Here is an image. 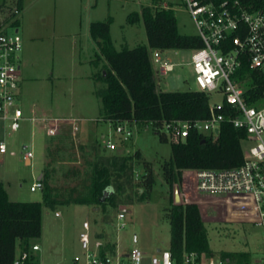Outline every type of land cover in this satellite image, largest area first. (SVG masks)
Masks as SVG:
<instances>
[{
  "label": "rangeland",
  "instance_id": "rangeland-1",
  "mask_svg": "<svg viewBox=\"0 0 264 264\" xmlns=\"http://www.w3.org/2000/svg\"><path fill=\"white\" fill-rule=\"evenodd\" d=\"M158 2L154 6L168 5L175 10L181 33L198 34L184 0ZM153 3L154 0H22L18 25L7 28L23 43L19 99L26 116L35 113L38 117H74L84 119L83 126L86 125L75 136L79 152L76 163L57 161L71 156L72 140L67 136L58 141L55 134L46 133L41 125L30 121H24L17 132L0 128V138H4L8 145V152L0 154V181L9 199L43 201V190L31 191V186L47 169L51 172L50 182L60 191H68L74 185L83 187L91 172L90 163L95 159L92 145L96 144L95 141L106 142L110 134L119 147L116 150L102 147L98 149L99 154L139 150L145 160L152 162L156 177L150 201L120 204L117 208L109 206L106 211L101 206L86 204L59 205L55 209L44 206L42 236L29 240L30 247L35 243L41 246V250L34 252L40 264H74L76 256L83 257L79 234L86 220L91 221L94 240L103 235L115 243L119 251L140 247L151 256L158 254V249H170L171 225L165 209L171 205V189L164 180L161 165L172 156V142L162 141L153 126L140 123L131 125L133 136L124 147L113 135L115 125L102 120L103 105L98 95L107 87L106 82L98 78L99 73L105 71L107 61L104 57L98 58L99 48L90 33L93 21L111 19V38L117 50L148 46L144 20L132 24L129 15L141 12L144 6ZM156 51L163 60L176 64L175 69L165 76H160L157 71L160 63L155 57ZM150 54L159 89L198 91L191 49H150ZM210 100L223 101V96L213 93ZM90 124L97 125L96 131L87 127ZM92 138L94 142H91ZM27 144L34 150L31 165L23 158L24 145ZM81 144L85 145L83 149H80ZM247 145L243 142L244 148ZM58 150L61 156L55 154ZM135 171L137 177L140 176L144 171L143 164H137ZM197 199L213 252L212 256L204 255L205 259L229 258L232 264H246L262 256L263 226L246 222L239 207L225 196L200 192ZM123 205L129 210L126 226L119 229L117 213ZM106 215L110 220L105 219ZM20 251L18 244L17 253ZM244 252L248 261L243 259Z\"/></svg>",
  "mask_w": 264,
  "mask_h": 264
},
{
  "label": "trees",
  "instance_id": "trees-1",
  "mask_svg": "<svg viewBox=\"0 0 264 264\" xmlns=\"http://www.w3.org/2000/svg\"><path fill=\"white\" fill-rule=\"evenodd\" d=\"M221 3L225 0H204ZM247 8L259 7L262 0H239ZM158 0L142 8L141 12L129 15L134 24L144 20L149 45L117 50L111 38V22L93 21L90 33L99 48V59L105 58V71L98 78L107 87L99 92L102 100V120L110 123L127 121L153 126L162 141H169L162 131L165 123L174 120H202L211 115L210 96L201 91H163L155 78L150 49H195L204 46L198 34H183L178 28L175 10L171 7H157ZM2 5L22 10V0H4ZM17 19L13 24L18 25ZM245 76H252L257 87L246 92V98L253 101L264 93V76L250 69L242 68ZM244 130L231 124L222 126L217 140L212 135L196 131L185 141L172 143V156L162 165L164 180L171 189V205L165 215L171 225L170 250L176 264H183L185 253L196 252L200 258L212 256L208 231L197 202L174 204L175 186L182 190L184 173L187 170L204 168H231L243 161ZM92 145L94 161L91 172L83 187L74 185L68 191H60L50 182L51 172L43 174V201H12L4 184L0 181V264H13L20 242L22 250H29V240L42 236L44 206L55 209L59 205L86 204L106 208H117L120 204L150 201L156 177L152 162L144 159L141 151L134 153L99 154L101 143ZM85 145H80L83 149ZM143 164L144 171L137 177L136 165ZM77 169V168H76ZM103 198H105L103 200ZM105 219H109L106 215ZM101 237L105 238L103 235ZM109 241V240H108ZM116 244L109 241L114 251ZM226 256L232 253H224ZM248 261L247 253H242ZM35 258V256H34ZM235 259L234 257H232ZM34 264H40L36 258Z\"/></svg>",
  "mask_w": 264,
  "mask_h": 264
},
{
  "label": "built area",
  "instance_id": "built-area-1",
  "mask_svg": "<svg viewBox=\"0 0 264 264\" xmlns=\"http://www.w3.org/2000/svg\"><path fill=\"white\" fill-rule=\"evenodd\" d=\"M191 13L198 35L204 46L191 49L192 68L195 73L198 91L209 96L220 93L223 101L211 102V115L200 120H174L163 125L164 131L174 144L186 140L191 132L196 131L212 135L217 140L222 126L231 124L236 129L244 130L243 161L231 168H204L187 170L184 173L181 201L198 202L197 194L207 192L216 196H225L241 211L246 222L264 227V93L253 101L246 98V92L257 87L254 78L245 76L242 68L248 64L250 69L264 76V0L259 7L247 8L239 0H225L221 3L204 0H184ZM163 7H168L164 5ZM21 10L18 7L0 5V128L17 132L24 121L41 125L49 134H58L63 125L69 124L71 133L76 136L80 131V120L56 117H38L35 113L26 116L19 99L21 65L20 53L22 40L7 28L16 27ZM18 28L16 33H18ZM155 57L160 65L157 68L160 76L172 72L176 64L165 61L159 51ZM114 134L119 142H125L133 136L132 123L121 121L114 123ZM101 143V141H100ZM101 146L116 150L119 143L111 137ZM23 158L28 165L34 158L33 146L24 145ZM8 152L4 138H0V154ZM130 152V151H127ZM43 178L31 186V191L43 189ZM128 207L123 205L117 213L118 228L126 226ZM91 221L83 222L79 234L83 257L76 256L74 264H176L170 249L160 250L158 254L147 256L140 247L128 251H114L109 248V241L103 237L92 238ZM41 250L37 243L29 250L17 253L13 264H34V252ZM183 264H232L231 259L200 258L196 252L185 253ZM246 264H264L262 256Z\"/></svg>",
  "mask_w": 264,
  "mask_h": 264
},
{
  "label": "crops",
  "instance_id": "crops-1",
  "mask_svg": "<svg viewBox=\"0 0 264 264\" xmlns=\"http://www.w3.org/2000/svg\"><path fill=\"white\" fill-rule=\"evenodd\" d=\"M0 5H2L1 3H0ZM168 6V5H167ZM169 7V6H168ZM19 30V29H18ZM24 110V109H23ZM25 112V111H24ZM56 118H62V119H71V118H74V117H56ZM76 119H79V118H76ZM80 120V128H81V130H83V128H85L86 127V125L85 126H83V122H84V119H79ZM28 121V120H27ZM96 126L97 125H94L93 126V124H90V125H87V127L88 128H95V130L93 129V131H96ZM80 132V131H79ZM79 134V133H78ZM56 136V138H59L58 139V141H60V140H63L62 138L64 137V136H67L68 138H71V140H72V152H70V155L71 156H69V157H62L61 159H57V161H59V160H64V161H72V162H74V163H76L78 160H79V152H78V147H77V143H76V141H75V136H73L72 135V133H71V128H70V125L69 124H65V125H63V130L60 132V133H58L57 135H55ZM78 136V135H77ZM66 138V137H65ZM93 139V138H92ZM91 142H94V139L91 141ZM59 144V143H58ZM59 149H61V147L59 146ZM58 152H60V150H58L57 152L55 151V154H57L58 155ZM58 156H61V155H58ZM43 174H44V172L40 175V177L39 178H43ZM3 183V182H2ZM97 210H99L98 208H97ZM19 244H20V242H19ZM22 250V249H21ZM161 249H158V251L157 252H159ZM154 254H156V253H153V254H150V255H154ZM148 255V254H147Z\"/></svg>",
  "mask_w": 264,
  "mask_h": 264
},
{
  "label": "water",
  "instance_id": "water-1",
  "mask_svg": "<svg viewBox=\"0 0 264 264\" xmlns=\"http://www.w3.org/2000/svg\"><path fill=\"white\" fill-rule=\"evenodd\" d=\"M175 204H182L179 186H175L174 190ZM105 198H103L104 200Z\"/></svg>",
  "mask_w": 264,
  "mask_h": 264
}]
</instances>
